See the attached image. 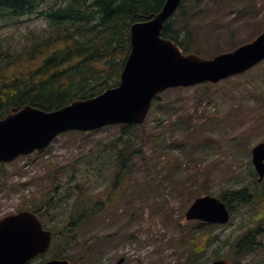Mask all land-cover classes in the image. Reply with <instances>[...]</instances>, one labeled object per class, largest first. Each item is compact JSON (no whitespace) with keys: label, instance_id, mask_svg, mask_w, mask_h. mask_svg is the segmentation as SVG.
Returning <instances> with one entry per match:
<instances>
[{"label":"rangeland","instance_id":"obj_1","mask_svg":"<svg viewBox=\"0 0 264 264\" xmlns=\"http://www.w3.org/2000/svg\"><path fill=\"white\" fill-rule=\"evenodd\" d=\"M182 5L184 13L197 15L189 52L205 58L252 41L264 29V0H183ZM177 13L179 28L184 21ZM45 24L25 18L0 32L12 34L19 45L28 30ZM159 97L131 139L127 134L118 139L122 125L68 131L44 151L6 163L5 170L0 162V218L42 206L45 226L58 235L44 258L73 264H210L220 258L264 264V233L260 249L236 254L237 240L257 226L259 203L239 207L229 223L209 228L185 217L199 196L245 185L264 189L263 181H254L251 154L264 141V61L218 84L170 88ZM120 151L128 154V163L117 178ZM97 202L103 204L98 215L66 230L85 206ZM204 234L212 242L204 253L190 254L186 245Z\"/></svg>","mask_w":264,"mask_h":264},{"label":"trees","instance_id":"obj_2","mask_svg":"<svg viewBox=\"0 0 264 264\" xmlns=\"http://www.w3.org/2000/svg\"><path fill=\"white\" fill-rule=\"evenodd\" d=\"M165 2L0 0V30L5 25L25 18H41L46 21L40 29L28 30L25 41L19 45L12 42V34L6 36L0 32V118L15 107L32 105L50 111L117 86L131 49V25L152 17L162 9ZM182 4L177 12H182L184 23L177 28L176 12L166 21L162 35L176 41L184 51L189 52L193 37L191 20L197 15L193 12L184 13ZM122 126L119 140L124 134L131 139L134 129L139 125ZM127 155L124 151L119 152L117 162L121 169L117 178L126 171ZM5 165L2 163V170H5ZM253 176L259 185L255 172ZM261 186H264V180ZM219 197L232 212L239 207L259 203V209L253 216L257 226L247 230L236 242L238 256L256 252L260 249L259 238L264 233V189L245 185L224 191ZM51 203L48 200L43 207L48 209ZM90 206H85L78 217L69 223L67 231L76 226L74 224L98 215L103 204L97 202L95 206ZM40 209L37 212L41 215ZM89 209L90 214L87 213ZM206 225L209 228L215 224ZM55 236L58 235L55 233ZM212 240L209 234L195 235L190 244L186 245V250L192 255L204 253Z\"/></svg>","mask_w":264,"mask_h":264},{"label":"water","instance_id":"obj_3","mask_svg":"<svg viewBox=\"0 0 264 264\" xmlns=\"http://www.w3.org/2000/svg\"><path fill=\"white\" fill-rule=\"evenodd\" d=\"M181 1L166 0L159 12L131 25V50L117 86L50 111L32 105L15 107L6 117L0 118V162H11L42 151L67 131L142 124L154 99L164 90L219 83L264 60V30L252 41L212 58L184 53L178 43L162 36L166 21L177 11ZM252 161L261 181L264 178V141L253 147ZM185 216L189 220L220 224L228 223L231 218L226 202L211 194L197 197ZM52 238V232L44 228L36 212L22 210L6 215L0 218V264H28L50 249ZM40 264L71 262L66 258H54ZM211 264L233 263L222 258Z\"/></svg>","mask_w":264,"mask_h":264},{"label":"flooded vegetation","instance_id":"obj_4","mask_svg":"<svg viewBox=\"0 0 264 264\" xmlns=\"http://www.w3.org/2000/svg\"><path fill=\"white\" fill-rule=\"evenodd\" d=\"M124 259H125V258L123 257V258H122V261H124Z\"/></svg>","mask_w":264,"mask_h":264}]
</instances>
